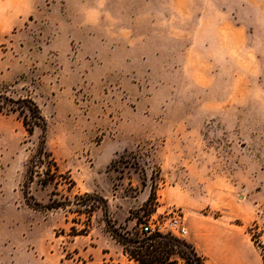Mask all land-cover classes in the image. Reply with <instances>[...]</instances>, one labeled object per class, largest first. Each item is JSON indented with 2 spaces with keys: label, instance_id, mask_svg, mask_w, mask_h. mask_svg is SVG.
Returning <instances> with one entry per match:
<instances>
[{
  "label": "rangeland",
  "instance_id": "rangeland-1",
  "mask_svg": "<svg viewBox=\"0 0 264 264\" xmlns=\"http://www.w3.org/2000/svg\"><path fill=\"white\" fill-rule=\"evenodd\" d=\"M0 92L61 183L0 113V264H135L114 235L175 213L207 264H264V0H0Z\"/></svg>",
  "mask_w": 264,
  "mask_h": 264
},
{
  "label": "trees",
  "instance_id": "trees-1",
  "mask_svg": "<svg viewBox=\"0 0 264 264\" xmlns=\"http://www.w3.org/2000/svg\"><path fill=\"white\" fill-rule=\"evenodd\" d=\"M0 113H17L29 135L34 134L35 128L42 130L43 134L38 148L28 160L26 167L27 186L33 183L35 176H37L39 177L38 184L41 187L54 184L56 191L58 184H61L57 180V177L60 175L59 166L52 155L46 150L47 123L38 105L30 98L13 101L0 92ZM69 186L71 188L75 186V183L71 180ZM55 191H52L49 202L43 206L34 198L29 199L26 190L23 191V194L26 204L33 208L34 206L30 203V200L34 201L35 206L49 210L69 205L71 201L67 197L63 200L55 198L56 195H59ZM85 198L86 200L91 199L92 196L86 195ZM93 207L91 206V209ZM88 221L90 220L88 219ZM89 226L87 224L83 232H87ZM114 237L123 246L124 253L128 259L135 264H207L206 258L199 253L192 243L172 235L154 234L141 237L125 231L115 234Z\"/></svg>",
  "mask_w": 264,
  "mask_h": 264
},
{
  "label": "built area",
  "instance_id": "built-area-1",
  "mask_svg": "<svg viewBox=\"0 0 264 264\" xmlns=\"http://www.w3.org/2000/svg\"><path fill=\"white\" fill-rule=\"evenodd\" d=\"M182 221H183V218L178 213H175V215L170 218L167 224L157 223L154 226L144 225L142 228V231L147 235L165 234V235L184 236L187 234V230L183 226Z\"/></svg>",
  "mask_w": 264,
  "mask_h": 264
},
{
  "label": "crops",
  "instance_id": "crops-1",
  "mask_svg": "<svg viewBox=\"0 0 264 264\" xmlns=\"http://www.w3.org/2000/svg\"><path fill=\"white\" fill-rule=\"evenodd\" d=\"M33 228H34V226H33ZM33 228H32V229H33Z\"/></svg>",
  "mask_w": 264,
  "mask_h": 264
}]
</instances>
